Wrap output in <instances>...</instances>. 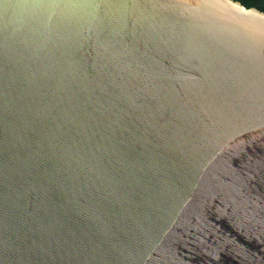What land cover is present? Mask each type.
<instances>
[{"label": "water", "instance_id": "1", "mask_svg": "<svg viewBox=\"0 0 264 264\" xmlns=\"http://www.w3.org/2000/svg\"><path fill=\"white\" fill-rule=\"evenodd\" d=\"M0 264H264V12L0 0Z\"/></svg>", "mask_w": 264, "mask_h": 264}, {"label": "trees", "instance_id": "2", "mask_svg": "<svg viewBox=\"0 0 264 264\" xmlns=\"http://www.w3.org/2000/svg\"><path fill=\"white\" fill-rule=\"evenodd\" d=\"M245 6L246 8H256L264 12V0H234Z\"/></svg>", "mask_w": 264, "mask_h": 264}]
</instances>
